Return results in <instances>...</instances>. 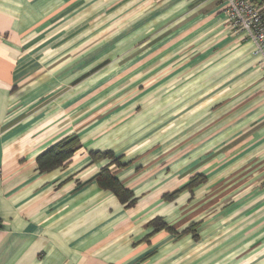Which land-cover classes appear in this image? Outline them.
<instances>
[{"label": "crops", "instance_id": "1", "mask_svg": "<svg viewBox=\"0 0 264 264\" xmlns=\"http://www.w3.org/2000/svg\"><path fill=\"white\" fill-rule=\"evenodd\" d=\"M225 8L0 0V264H264V68ZM93 152L121 159L134 206L99 187Z\"/></svg>", "mask_w": 264, "mask_h": 264}, {"label": "trees", "instance_id": "2", "mask_svg": "<svg viewBox=\"0 0 264 264\" xmlns=\"http://www.w3.org/2000/svg\"><path fill=\"white\" fill-rule=\"evenodd\" d=\"M256 6L263 7L262 14L264 16V1L261 0H251ZM81 144L77 138L66 139L37 158L38 169L41 173H49L51 171L57 170L59 168L66 167L72 160L73 156L80 150ZM93 161L98 160H110V165L101 169L99 174L96 176L95 180L102 190L112 192L121 204L125 205L126 208H130L135 205L136 199L133 193L126 189L118 178L113 174L111 168L116 166L118 168L123 167L121 159L117 158L112 152L103 153H91ZM204 182L203 177L193 178L189 184L181 191L175 192L173 194L164 195L163 199L166 201H173L181 192L185 190H193L196 186ZM149 227H153L154 233L161 232L163 230L170 233H175L172 228H169L167 224L164 223L163 219L156 218L149 223ZM197 225H192L186 229L181 236L192 234L194 239H197L196 234Z\"/></svg>", "mask_w": 264, "mask_h": 264}, {"label": "built area", "instance_id": "3", "mask_svg": "<svg viewBox=\"0 0 264 264\" xmlns=\"http://www.w3.org/2000/svg\"><path fill=\"white\" fill-rule=\"evenodd\" d=\"M222 1L226 5L225 14L230 25L235 32L243 33L245 39L254 43L255 54L261 57V65L264 68L263 7L256 6L251 0Z\"/></svg>", "mask_w": 264, "mask_h": 264}]
</instances>
